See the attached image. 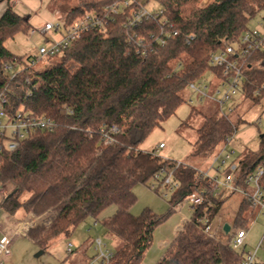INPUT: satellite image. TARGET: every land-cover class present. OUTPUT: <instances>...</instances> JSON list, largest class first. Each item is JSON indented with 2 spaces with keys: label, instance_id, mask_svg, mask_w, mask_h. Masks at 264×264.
Here are the masks:
<instances>
[{
  "label": "trees",
  "instance_id": "16d2710c",
  "mask_svg": "<svg viewBox=\"0 0 264 264\" xmlns=\"http://www.w3.org/2000/svg\"><path fill=\"white\" fill-rule=\"evenodd\" d=\"M111 1L77 0L63 14L71 22L84 8L99 12ZM154 1L178 31L163 46H155L142 57L138 39L156 30L157 20H143L127 28L120 15L104 32H84L61 53L40 61L34 71L39 86L30 95L22 78L20 84L9 81L1 73V65L24 56L10 52L4 43L19 32L27 33L31 25L9 5L0 14V86L8 85L12 108L23 103L34 114L47 115L57 123L53 131H36L15 150L3 153L0 164V184L13 185L0 200L2 213L51 214L48 224L24 231V236L42 250L54 239L69 237L80 223L91 219L121 240L109 264H142L152 232L165 216H156L148 207L132 214L130 208L136 201L133 187L150 182L163 167H173L177 186L168 198L169 213L194 189L210 190L208 179L200 177L194 166L175 165L139 146L187 101L184 92L188 83L210 71L219 74L209 65L210 53L222 48L224 42L237 41L249 21L264 10V0ZM251 61L244 70L241 99L258 104L264 89L257 96L253 90L264 85V51L252 55ZM62 106L70 112H63ZM237 108L238 103H232L227 114L218 107L203 114L191 157L211 156L248 123ZM197 113L200 111L191 107L187 119ZM112 125L118 129L112 134L114 142L104 143L102 131L107 132ZM257 136V147L245 146L237 158L239 181L256 168H264V132ZM226 197L208 194L200 205L189 206L191 222L175 234L155 264L241 262L244 254L230 248L231 235L224 246L197 228L200 216L214 219ZM112 206L114 211L103 215ZM250 208L251 203L242 198L235 218L237 228L245 219L239 216Z\"/></svg>",
  "mask_w": 264,
  "mask_h": 264
},
{
  "label": "built area",
  "instance_id": "2783aa9c",
  "mask_svg": "<svg viewBox=\"0 0 264 264\" xmlns=\"http://www.w3.org/2000/svg\"><path fill=\"white\" fill-rule=\"evenodd\" d=\"M120 15L124 17L122 22L127 28L136 27L143 20H157V29L149 31L146 36H141L138 39L137 44L140 46L138 52L142 57H145L155 46H163L169 38L178 34L172 23L163 15V9L148 10L140 4L139 0H113L105 4L99 12L84 8L80 16L71 22H67L65 15L55 10L50 18L28 30L29 35L40 33L46 44L39 45L35 48L34 53L2 63L1 73L6 75L9 81H14L15 84H20L17 81L20 76L22 83L27 86V95H30L31 91L39 86V82L34 80L36 78L34 71L40 61L61 53L84 32H104L107 26L115 22ZM187 38L191 39L192 36H187ZM261 51H264V15L261 16L256 26L244 29L237 41L224 42L222 48L210 53V67L219 70V74L214 72L210 74L212 78L218 80V85L212 93H207L208 85L201 79L188 83V89L198 95L199 101H203L205 97L215 101L219 111L227 114L232 110V104L229 103L233 96H243L242 85L246 80L244 70L250 65L252 55ZM262 89H264V85L255 88L253 95H259ZM9 94L10 89L7 84L0 86V164L3 153L15 150L22 140L34 132L53 131L57 127L53 118L44 114H34L25 108L23 103L12 108ZM192 101V97L187 98V102L191 103ZM62 109L63 112H70L65 106H62ZM117 132L118 129L114 125L107 132L103 130L104 143H113L112 134ZM229 142L230 138L217 152L211 155L212 163L209 170L203 172L197 169L200 177L208 179L210 190L206 187L194 189L182 201L175 204L172 210H178L183 203H187L188 206L200 205L208 194H211L213 198H220L232 192L241 193L253 207L259 211L264 210V168H256L239 181L237 160L233 159V150L227 147ZM163 147L162 142L158 143V149ZM156 149L153 153L156 152ZM173 162L175 165L179 164L177 161ZM172 169L173 167L165 166L156 172L151 178L150 187L155 190L163 188L162 194L170 195L177 186L172 178ZM5 193L7 192L3 187L0 188L1 199L6 195ZM33 222L30 220L27 222L11 221L14 227L9 232H1L0 264L9 258L13 239L32 227ZM189 222H191L190 215H184L177 230ZM213 224V220L204 214L198 218L197 228L219 242L218 236L212 229ZM246 231L245 228H240L230 234L229 245L232 250H243ZM262 247H264V234L260 237L254 250L244 255L240 264H255L256 250ZM92 248L93 255L86 257L83 264H109L113 251L107 247L106 243L99 237H95L92 240ZM66 251L67 253L72 251L71 243H67Z\"/></svg>",
  "mask_w": 264,
  "mask_h": 264
},
{
  "label": "rangeland",
  "instance_id": "374dc122",
  "mask_svg": "<svg viewBox=\"0 0 264 264\" xmlns=\"http://www.w3.org/2000/svg\"><path fill=\"white\" fill-rule=\"evenodd\" d=\"M19 0H6L0 3V9L3 6H10L14 10L15 4ZM203 1V0H202ZM209 0H204V2ZM140 4L144 5L148 10H159L160 6L154 0H139ZM24 4H27L23 1ZM77 4V0H34V6H28L29 9L25 14H30L31 21L34 20V26L39 25L46 19L50 18L51 14L58 10L62 14L68 9V7ZM264 15V10H261L256 16H254L248 23V28L257 25L261 16ZM25 18V15H21ZM26 19V18H25ZM30 26V27H34ZM41 44H46L43 36L40 33L29 35V33L19 32L14 35L13 38L8 39L4 45L6 48L14 54L34 53L35 48ZM251 61V59H250ZM252 62V61H251ZM39 62L36 68L41 64ZM211 72H207L201 78V81L208 85L207 93L213 92V89L218 85V80L212 78ZM20 80V76L17 81ZM22 81V79H21ZM186 99L192 97L191 103L185 101L182 103L175 113L168 119L155 127L146 139L140 144V149L145 151H155L158 143L162 142L164 147L156 149V154L162 158L169 160L190 164L200 171L209 170L212 163L211 156L209 157H191L190 152L192 150V144L196 139V129L203 121V114H209L217 111V103L207 97L203 101L198 100V95L187 89L184 92ZM238 103L237 112L241 117L248 121L254 122L257 116H260L264 111V98L260 100L258 104H252L249 100L241 99L240 95L233 96V99L229 104ZM194 107L199 110L200 113L192 114L188 119L190 108ZM264 120V119H262ZM241 127H239L240 129ZM259 132H264V121L259 126ZM230 143V142H229ZM258 144V136L254 137L250 142L243 145L234 140L231 141L229 147L233 149V159L237 160L241 150L246 146L249 149H255ZM223 144L220 145L222 147ZM218 147V149L220 148ZM217 149V150H218ZM217 150L215 152H217ZM214 152V153H215ZM148 181L146 184H136L133 187V192L136 195V201L131 206L130 212L134 215L139 214L143 208L148 207L158 217L165 216V218L154 228L152 232V241L145 253V262L148 258H151L149 262H156L159 257L163 255L166 248L162 247L159 241L165 240L169 242L173 239V227H175L182 220L184 215H189V206L187 203H183L178 210L174 209L169 213L170 205L168 203V196H164L162 193L163 188L157 190L150 187ZM9 193L13 185L6 183L0 184V188ZM5 193V194H7ZM243 195L239 192H232L227 194L226 199L223 201L217 215L213 219V230L218 236V244L226 245L227 235L223 232V227L219 226L220 223L228 224L231 227V232L237 228L235 225V218L237 216V208L239 202L242 200ZM1 200V195H0ZM251 207H253L251 205ZM254 208V207H253ZM114 211V207H110L104 211L103 215H110ZM258 209L251 214L247 211L241 213L239 216L241 222V228L247 230V235L244 240L243 254L252 252L257 245L260 237L264 234V211H261L257 215ZM3 213L0 211V217ZM10 216V215H9ZM50 212L44 213L39 217H34L31 213H23L22 210H18L13 216H10L8 220L27 222L34 221L32 227L39 224H48L50 219ZM185 225V224H184ZM181 229L176 230L177 234ZM14 227V226H13ZM222 231V233H221ZM230 235V234H229ZM207 236V235H206ZM95 237H99L107 247L114 251L120 244L121 240L115 236H112L99 224H93L91 219H87L80 223L76 229L71 233L69 237H59L49 242L45 249H41L38 244L25 236H18L13 239L10 246V256L4 260L2 264H83L84 257H91L94 253L92 248V240ZM212 239V238H211ZM67 243L72 244V253H67ZM84 250V254L83 251ZM258 264H264V247L260 248L254 258ZM237 264H240L237 263Z\"/></svg>",
  "mask_w": 264,
  "mask_h": 264
},
{
  "label": "crops",
  "instance_id": "0c3cea01",
  "mask_svg": "<svg viewBox=\"0 0 264 264\" xmlns=\"http://www.w3.org/2000/svg\"><path fill=\"white\" fill-rule=\"evenodd\" d=\"M23 1L24 2H26L27 4H24L23 3ZM42 1H44V2H46L47 0H42ZM28 6H31V7H33L34 6V0H19V1H17V4H15V6H14V11L15 12H17L18 14H20V15H25V18L28 20V22H29V24L30 25H32V26H34V24L36 23H34V20L33 21H31L32 19L30 18V14H25L27 11H28V9H29V7ZM6 8V6H3L1 9H0V14L3 12V10ZM27 10V11H26ZM41 24V23H40ZM262 119H264V111H262L261 112V114H260V116H257L256 117V119H255V121L254 122H248L247 124H244V125H242L241 126V128L240 129H238L235 133H234V135L232 136V138H231V140H230V143H231V141L232 140H234V141H236V142H239L240 144H243V145H245V144H247L248 142H250L254 137H256L257 135H258V132H259V126H261V124H262V121H264V120H262ZM230 143H228V145H227V147L229 148V149H231V150H233L232 148H230L229 147V144ZM233 153H234V151H233ZM240 203V202H239ZM239 206V205H238ZM237 210H238V208H237ZM252 210V211H251ZM255 211V207L252 209V208H250V211H247V213L248 214H251V213H253ZM261 211H264V210H261ZM261 211H259L258 210V213H257V215H259L260 214V212ZM10 216L8 215V214H6V213H3L2 215H1V217H0V234H1V232H9L12 228H13V224H11V221L12 220H8V218H9ZM93 224H95L94 222H93ZM179 224H180V222H179ZM179 224H177L175 227H173V232H174V234H173V237L175 236V233H176V230H177V228H178V226H179ZM220 227L222 226H224L222 223H220V225H219ZM224 232V231H223ZM221 233H222V231H221ZM226 235H228V234H231L232 232H231V227H229V229H228V231L227 232H224ZM246 235H247V231H246ZM20 236H24V232H23V234L22 235H20ZM18 237V236H17ZM172 240V239H171ZM171 240L169 241V242H167V241H165V240H161V241H159V243L161 244V246L162 247H165V248H167V246L169 245V243L171 242ZM256 247V246H255ZM148 250V249H147ZM254 250V249H253ZM259 249H257L256 250V253H257V251H258ZM82 252H84V250L82 251ZM256 253H255V255H256ZM164 254V253H163ZM162 257V256H161ZM161 257H159V259L161 258ZM85 258V257H84ZM145 258V257H144ZM255 258V257H254ZM158 259V260H159ZM145 260V259H144ZM143 260V263L142 264H155L154 262H149V260H151V258H148L147 260H146V262ZM255 262V264H258L256 261H254Z\"/></svg>",
  "mask_w": 264,
  "mask_h": 264
},
{
  "label": "water",
  "instance_id": "95a60500",
  "mask_svg": "<svg viewBox=\"0 0 264 264\" xmlns=\"http://www.w3.org/2000/svg\"><path fill=\"white\" fill-rule=\"evenodd\" d=\"M261 135H262V134H260V136H261ZM228 229H229V225H228V224H224V226H223V231H224V232H227Z\"/></svg>",
  "mask_w": 264,
  "mask_h": 264
}]
</instances>
